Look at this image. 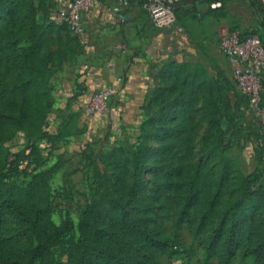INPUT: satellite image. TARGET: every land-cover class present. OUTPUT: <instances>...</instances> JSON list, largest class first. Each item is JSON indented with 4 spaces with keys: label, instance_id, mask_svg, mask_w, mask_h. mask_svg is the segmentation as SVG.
I'll use <instances>...</instances> for the list:
<instances>
[{
    "label": "trees",
    "instance_id": "trees-1",
    "mask_svg": "<svg viewBox=\"0 0 264 264\" xmlns=\"http://www.w3.org/2000/svg\"><path fill=\"white\" fill-rule=\"evenodd\" d=\"M213 1L223 5L211 8ZM49 2L0 0V264H174L167 260L175 258L190 264L198 255V264L213 258L218 264H264V190H251L261 173L245 175L227 154L229 90L221 72L202 65L165 60L157 75L165 83L148 100L158 110L148 114L143 106L135 141L114 148L104 156V166L96 165L93 196L78 222L67 211L56 219L51 174L38 162L29 179L19 181L20 161L39 159L38 140L68 134L51 133L46 124L52 107L50 67L56 62L46 45L67 40L60 29L71 31L57 14H48ZM202 3L208 4L205 10ZM226 4L189 0L177 4L175 12L187 29L205 17H226ZM43 13L50 18L43 20ZM258 27L239 33L258 35L264 44V18ZM72 53L78 54L76 47ZM155 126L158 145L149 141ZM19 131L30 151L10 161L5 142ZM8 217L26 236L25 249L17 236L6 235Z\"/></svg>",
    "mask_w": 264,
    "mask_h": 264
},
{
    "label": "rangeland",
    "instance_id": "rangeland-1",
    "mask_svg": "<svg viewBox=\"0 0 264 264\" xmlns=\"http://www.w3.org/2000/svg\"><path fill=\"white\" fill-rule=\"evenodd\" d=\"M125 1L123 0V4L118 5L119 10L115 11L120 14L125 8L130 11V15H135L129 20H132L137 31L143 32L146 45L152 44L154 49L159 50L164 64L167 63L165 60L176 59L180 54L184 59L181 62L188 61L195 66L202 65L210 72L222 73V79L224 77L222 81L227 84L229 90L228 107L231 111L230 117L225 118L224 121L227 154L238 162L240 170L245 175L260 171L261 178L253 184L251 190H264V127L254 116L239 110V105H246L245 99L234 79V65L220 48L221 37L230 28L236 26L238 32L241 30L250 32L259 28V20L264 18L260 1L227 0L228 15L226 17L219 19L205 17L201 21L192 22L184 34L173 29L157 28L149 12L142 5L143 0ZM49 3L50 6L53 4V2ZM207 7L208 4H201L203 10ZM47 16L43 13L42 19L50 18ZM87 17L85 16V19ZM60 30V35L62 34L65 40L67 37L68 41H52L46 45V48H50L56 55V62L54 61V65L50 67L49 87L52 107L46 124L51 133L68 130L66 132L68 134L57 141L48 138L38 140V161L33 160V157L20 161V170L24 172H21L18 179L27 181L38 162L39 168L46 169L51 174L50 184L55 195L56 219L59 220L61 213L67 211L78 222L82 207L93 196L91 187L96 185L94 184L97 179L95 174L98 171L96 165L104 166L105 155L120 145H131L135 141L136 132L142 121V108L144 106V111L148 114H154L158 110L154 105H148V100L154 88L158 84H164L165 81L156 77L142 96L124 92V89L120 88L118 94L110 99L108 110L104 115H88L84 112V106L96 89H90L84 82H79L77 77L79 73L82 74L78 66L90 59L91 52L88 48L86 49L87 44L80 34L68 32L65 28ZM186 32L190 38L187 37ZM68 35H76L79 38L70 39ZM75 47L78 54L73 58L71 54ZM125 81L124 79L121 82L120 87ZM83 90L86 97H78L77 94ZM155 128L156 126L151 128L152 134L149 138L152 145L160 143V135L155 133ZM28 144L25 133L22 131L8 138L5 146L9 160H16L17 154L23 150L29 152ZM192 154V158L188 159L189 162L195 160L196 150ZM148 177H152V174L150 173ZM261 210L264 212V206ZM3 224L6 235L17 236L25 249L27 238L22 229L17 226L16 221L8 217L3 220ZM183 236L187 242L193 241L187 228L183 229ZM198 259L199 255L193 258L190 264H198ZM167 261L174 264L181 263L180 258ZM205 264H218V261L213 258Z\"/></svg>",
    "mask_w": 264,
    "mask_h": 264
},
{
    "label": "crops",
    "instance_id": "crops-1",
    "mask_svg": "<svg viewBox=\"0 0 264 264\" xmlns=\"http://www.w3.org/2000/svg\"><path fill=\"white\" fill-rule=\"evenodd\" d=\"M50 2L53 4L48 14L58 15L56 0ZM119 4L122 5L123 0H100L85 15L88 16L84 18L86 32L81 37L86 42V49L91 52V57L78 66L82 74L79 73L77 78L79 82L82 81L95 90L103 85L114 84L118 77H122L126 80L124 87H120L124 92L142 96L150 88V82L156 79L164 63L159 50L154 49L152 44L146 45L143 32L137 31L132 20H129L135 15H130V11L125 8L120 14L115 11ZM123 49L125 52H122ZM181 57L179 54L176 59L184 60ZM83 97L86 95L80 96Z\"/></svg>",
    "mask_w": 264,
    "mask_h": 264
},
{
    "label": "built area",
    "instance_id": "built-area-1",
    "mask_svg": "<svg viewBox=\"0 0 264 264\" xmlns=\"http://www.w3.org/2000/svg\"><path fill=\"white\" fill-rule=\"evenodd\" d=\"M189 0H145L144 7L149 12L153 24L159 29H173L185 33L178 23L175 6ZM58 17L68 25L74 34H84L85 15L92 11L97 0H56ZM127 2V1H125ZM264 8V0H261ZM222 1L211 2V8H219ZM116 10H119L117 8ZM123 19V18H122ZM220 48L234 65V79L238 89L246 98L242 109L254 116L264 127V44L258 35L241 36L238 31H228L222 35ZM122 52H125L123 49ZM122 77L116 83L97 88L85 103L84 112L91 116L104 115L109 101L120 89Z\"/></svg>",
    "mask_w": 264,
    "mask_h": 264
}]
</instances>
